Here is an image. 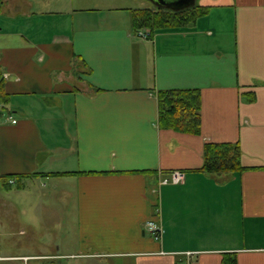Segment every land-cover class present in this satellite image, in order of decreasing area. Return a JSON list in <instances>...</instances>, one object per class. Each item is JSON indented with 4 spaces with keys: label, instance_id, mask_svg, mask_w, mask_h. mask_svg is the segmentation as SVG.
I'll return each instance as SVG.
<instances>
[{
    "label": "crops",
    "instance_id": "crops-1",
    "mask_svg": "<svg viewBox=\"0 0 264 264\" xmlns=\"http://www.w3.org/2000/svg\"><path fill=\"white\" fill-rule=\"evenodd\" d=\"M145 1L0 0V100L17 119L0 117V234L33 229L19 208L61 230L45 252L31 232L5 240L0 261L264 264V0H195L204 14L148 39L130 11ZM188 88L200 131L162 128L158 91ZM207 142H237L245 169L204 172ZM174 169L183 182L159 185Z\"/></svg>",
    "mask_w": 264,
    "mask_h": 264
},
{
    "label": "trees",
    "instance_id": "trees-1",
    "mask_svg": "<svg viewBox=\"0 0 264 264\" xmlns=\"http://www.w3.org/2000/svg\"><path fill=\"white\" fill-rule=\"evenodd\" d=\"M133 28L149 27L152 30L183 25L206 12V7H191L180 11L163 8L131 9ZM3 78L0 75V99ZM159 125L162 128L189 133L200 131V93L198 89L159 90ZM202 170L211 174L232 173L245 169L240 162L237 142H207L204 146ZM65 173V172H63ZM224 264H236L234 255L226 257Z\"/></svg>",
    "mask_w": 264,
    "mask_h": 264
},
{
    "label": "rangeland",
    "instance_id": "rangeland-1",
    "mask_svg": "<svg viewBox=\"0 0 264 264\" xmlns=\"http://www.w3.org/2000/svg\"><path fill=\"white\" fill-rule=\"evenodd\" d=\"M145 5H149V1H145ZM5 190L3 185L0 183V199H2V192ZM2 204V202H1ZM0 233L4 231V220H3V208H0ZM20 211H23L21 208L18 209L17 215L22 216L25 220H31V224L33 226V229L30 231L25 226H18L16 228L11 229L12 235L10 237L4 236L3 234H0V247L2 251L4 250L5 240L7 242L12 243L13 240H15L17 243H22L23 240L28 238L29 232L33 234V248L34 252H45L47 248L46 244L43 242H46L47 239L51 237L52 234H54V231H58L61 233V230L54 229L53 231L48 230L46 228H43L42 223L40 221V216L42 215L40 213L34 212L33 210H29L26 213H20ZM22 230V232H20ZM65 232V231H64ZM19 248V245H15V248ZM38 250V251H37ZM0 264H76L75 260L73 258L65 257V258H58V259H44V258H33L30 260L25 261H12V262H4L0 261Z\"/></svg>",
    "mask_w": 264,
    "mask_h": 264
},
{
    "label": "built area",
    "instance_id": "built-area-1",
    "mask_svg": "<svg viewBox=\"0 0 264 264\" xmlns=\"http://www.w3.org/2000/svg\"><path fill=\"white\" fill-rule=\"evenodd\" d=\"M136 34L144 39H148L151 36V29L149 27L139 28L135 30ZM2 77L5 79L8 77L7 73L1 74ZM4 117L5 120L10 121L11 123H16L17 119L13 116V114L4 108L3 103L0 100V117ZM184 171L179 169L171 170L167 175L162 176L159 179L158 184H168V183H182L184 180ZM12 181V180H11ZM145 227L151 234L156 238L159 239L161 236V226L153 221H148L145 223ZM194 252L186 251L183 253V257L177 261L176 264H191Z\"/></svg>",
    "mask_w": 264,
    "mask_h": 264
},
{
    "label": "water",
    "instance_id": "water-1",
    "mask_svg": "<svg viewBox=\"0 0 264 264\" xmlns=\"http://www.w3.org/2000/svg\"><path fill=\"white\" fill-rule=\"evenodd\" d=\"M152 8H163L172 11H180L194 6L195 0H149Z\"/></svg>",
    "mask_w": 264,
    "mask_h": 264
}]
</instances>
